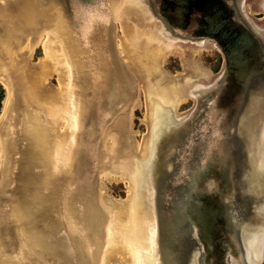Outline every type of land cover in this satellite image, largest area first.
Listing matches in <instances>:
<instances>
[{"label":"water","instance_id":"95a60500","mask_svg":"<svg viewBox=\"0 0 264 264\" xmlns=\"http://www.w3.org/2000/svg\"><path fill=\"white\" fill-rule=\"evenodd\" d=\"M127 1L0 0V78L11 90L0 131L4 264H98L104 134L139 91L115 42ZM135 1L166 40L211 43L223 60L187 92L191 107L151 135L157 264H262L253 255L264 249V0L250 1L262 18L248 0ZM44 33L70 69L65 141L13 73L17 52Z\"/></svg>","mask_w":264,"mask_h":264},{"label":"bare ground","instance_id":"6f19581e","mask_svg":"<svg viewBox=\"0 0 264 264\" xmlns=\"http://www.w3.org/2000/svg\"><path fill=\"white\" fill-rule=\"evenodd\" d=\"M253 0H248L251 14ZM123 35L116 42V49L122 57L127 72L139 83L137 98L132 99L124 111L119 113L107 127L103 139L104 157L101 181H123L127 185V198L114 199L107 193L105 183L100 182L94 201L99 210L107 213L104 220L105 241L98 245V264H157L153 238L155 233L153 198L147 181V161L151 153V135L155 126L169 120V113L176 111L182 103L189 101L187 92L197 81H206L200 63L194 56L199 55L204 45L173 43L159 33V25L151 22L145 11L128 0L122 14L117 19ZM119 39V35L118 38ZM211 44V43H210ZM42 46L46 57L36 64L30 59L35 48ZM201 54V53H200ZM14 75L18 83H24L38 99V103L47 108L51 123L58 129V138L65 141L73 128V116H68V91L70 69L58 40L49 34H42L33 45L27 43L18 52ZM178 57L183 72L171 74L162 68L168 57ZM124 65V64H123ZM52 75H57L56 86L49 84ZM207 75V76H206ZM0 84L8 92L3 112L0 115V131L7 120L11 102L10 86L2 78ZM146 100L147 113L144 123L147 132L140 142L132 131L133 113L141 106L140 93ZM55 119H54V118ZM2 143L0 138V171ZM149 180V179H148ZM95 202V203H96ZM96 219L93 213L89 216ZM102 217L100 216V219ZM96 230H91L93 239ZM263 244V243H262ZM264 247V246H263ZM101 249V250H100ZM264 262V249L253 255ZM0 264H4L0 260ZM13 264V263H9Z\"/></svg>","mask_w":264,"mask_h":264},{"label":"rangeland","instance_id":"374dc122","mask_svg":"<svg viewBox=\"0 0 264 264\" xmlns=\"http://www.w3.org/2000/svg\"><path fill=\"white\" fill-rule=\"evenodd\" d=\"M248 5L249 3L246 4V9H247V12L250 14V9ZM250 15L255 16L256 18H262L263 16L262 14L255 15L252 12ZM121 30H122L121 26L119 25L118 27V22L116 21L115 42H117V40L121 42L120 37L123 35ZM118 35H119V39H117ZM45 54L46 52L44 48L40 45L39 47L35 48L34 53L30 59V63L37 64L40 61V59L46 57ZM194 58L199 61L200 66L203 69V71L208 72L210 74L217 73L220 70L222 66V62H223L220 52L216 48H214L210 43H207L204 47H202L201 51L199 52V55L194 56ZM180 62L181 61L178 57H173V56L168 57L166 63L162 65V68L164 70H167L171 74L176 75V73H182L184 69L182 68L183 67L182 62L181 63ZM57 81H58L57 75H52L48 80L49 84L52 86H56ZM142 96H143V92L142 94L140 93V97L138 98L139 101L141 102V106H138V108H136V110L133 113V119H132V126H133L132 131L135 133L136 140H139L140 142L142 141L143 135H145L144 133H146V128H147V125L144 123L145 114L147 113V110H146L147 106L145 102L146 100ZM7 98H8V92L4 88V86L0 84V115L3 112V109H4L3 106ZM191 105H192V101L189 100L185 104L180 106L178 111L184 112L188 110L191 107ZM70 132L71 130L69 131L68 134H70ZM100 182H103L105 183V185H107V188H108L107 193L109 194V196L111 195L114 199H124L125 198L126 196L125 190H127V185L125 182L120 181V180L119 181L113 180L111 181V183L105 180H102V181L100 180ZM119 182H123L126 185V189L125 187H123L125 185L124 184L120 185ZM262 264H264V262Z\"/></svg>","mask_w":264,"mask_h":264},{"label":"flooded vegetation","instance_id":"af4514ba","mask_svg":"<svg viewBox=\"0 0 264 264\" xmlns=\"http://www.w3.org/2000/svg\"><path fill=\"white\" fill-rule=\"evenodd\" d=\"M180 63H181V62H180ZM182 68H183V67H182ZM185 103H186V102H185ZM185 103H182V105L185 104ZM182 105H181V106H182ZM178 112H179V111H178ZM132 128H133V126H132ZM146 132H147V128H146ZM145 134H146V133H145ZM100 175H101V174H100ZM97 178L101 180V176H98ZM100 180H98V182H100ZM114 183H115V182H114ZM116 184H117V183H116ZM119 184L122 185V184H124V183H123V182H119ZM124 185H125V184H124ZM123 187H125V189H126V185L123 186ZM125 192H126V196H125L124 199L127 198V190H125ZM124 199H122V200H124ZM118 200H120V199H118Z\"/></svg>","mask_w":264,"mask_h":264}]
</instances>
